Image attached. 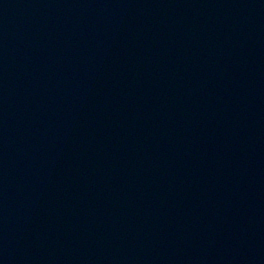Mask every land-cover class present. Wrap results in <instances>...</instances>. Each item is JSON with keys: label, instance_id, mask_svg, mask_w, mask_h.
I'll return each instance as SVG.
<instances>
[{"label": "water", "instance_id": "1", "mask_svg": "<svg viewBox=\"0 0 264 264\" xmlns=\"http://www.w3.org/2000/svg\"><path fill=\"white\" fill-rule=\"evenodd\" d=\"M0 264H264V0H0Z\"/></svg>", "mask_w": 264, "mask_h": 264}]
</instances>
